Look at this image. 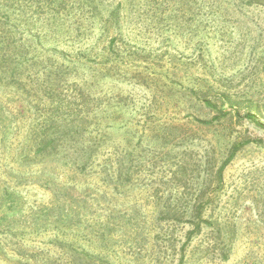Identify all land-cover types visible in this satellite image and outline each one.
<instances>
[{
  "label": "rangeland",
  "instance_id": "rangeland-1",
  "mask_svg": "<svg viewBox=\"0 0 264 264\" xmlns=\"http://www.w3.org/2000/svg\"><path fill=\"white\" fill-rule=\"evenodd\" d=\"M259 140L264 0H0V264H264Z\"/></svg>",
  "mask_w": 264,
  "mask_h": 264
},
{
  "label": "trees",
  "instance_id": "trees-1",
  "mask_svg": "<svg viewBox=\"0 0 264 264\" xmlns=\"http://www.w3.org/2000/svg\"><path fill=\"white\" fill-rule=\"evenodd\" d=\"M246 116H247V118L250 119L251 121L257 122L255 115L247 114ZM257 124H258V123H257ZM258 143L261 144V146H264V140H263V141H260V140H259Z\"/></svg>",
  "mask_w": 264,
  "mask_h": 264
}]
</instances>
